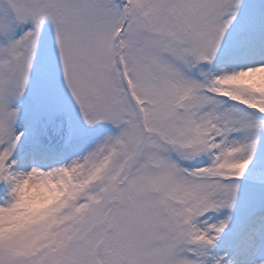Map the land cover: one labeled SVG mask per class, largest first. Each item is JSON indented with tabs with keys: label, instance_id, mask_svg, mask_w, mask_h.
Wrapping results in <instances>:
<instances>
[{
	"label": "snow or ice",
	"instance_id": "snow-or-ice-1",
	"mask_svg": "<svg viewBox=\"0 0 264 264\" xmlns=\"http://www.w3.org/2000/svg\"><path fill=\"white\" fill-rule=\"evenodd\" d=\"M0 264H264V0H0Z\"/></svg>",
	"mask_w": 264,
	"mask_h": 264
}]
</instances>
